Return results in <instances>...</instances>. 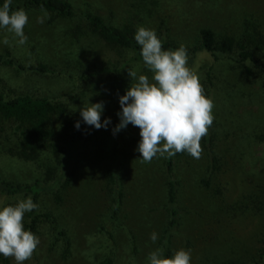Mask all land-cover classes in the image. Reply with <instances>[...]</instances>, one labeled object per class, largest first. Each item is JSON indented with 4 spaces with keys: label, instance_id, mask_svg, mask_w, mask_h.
Masks as SVG:
<instances>
[{
    "label": "rangeland",
    "instance_id": "rangeland-1",
    "mask_svg": "<svg viewBox=\"0 0 264 264\" xmlns=\"http://www.w3.org/2000/svg\"><path fill=\"white\" fill-rule=\"evenodd\" d=\"M81 12L93 13L123 31L143 26L160 39L194 47L199 31L208 28L217 39L245 41L255 61L238 63V52L217 58L199 52L188 65L198 76L204 94L214 103V122L203 137L199 159L184 154L173 158L177 222L169 229L166 161L157 156L143 162L136 150L139 128L119 124V97L130 85L128 69L152 73L142 63H126L128 51L107 47L86 27L80 15L44 23L45 11L29 9L24 32L27 42L0 29V54L9 52L23 65L45 64L52 74L19 72L0 65V92L7 98L28 94L45 97L64 108L62 120L86 128L78 162L67 186L56 158L44 150L25 161L2 150L17 139L16 124L0 123V182L41 180L50 190L37 200L36 214L47 215L35 233L40 243L25 264H148L149 253L169 247L189 250L191 264H261L264 237V0H67ZM15 3L16 0H13ZM7 38L9 44H4ZM87 80L97 68L114 69ZM103 102L101 123L86 125L83 103ZM49 178V179H48ZM52 178V179H51ZM51 179V180H50ZM50 180V182L48 181ZM120 192V195H118ZM27 195L6 197L15 204ZM28 213L24 225L29 230ZM157 234L155 243L151 234ZM8 264H15L9 258Z\"/></svg>",
    "mask_w": 264,
    "mask_h": 264
},
{
    "label": "clouds",
    "instance_id": "clouds-1",
    "mask_svg": "<svg viewBox=\"0 0 264 264\" xmlns=\"http://www.w3.org/2000/svg\"><path fill=\"white\" fill-rule=\"evenodd\" d=\"M13 0H4L0 6V29L13 34L19 45L27 42L24 29L28 15L24 9H12ZM47 17H37L44 23ZM134 39L140 46L144 66L152 73L151 79L128 69L131 78L124 95L119 97L121 111L115 132L129 124L138 127L140 140L137 151L143 162H151L159 156L171 157L177 153H187L195 159L202 155L201 141L208 134L214 122L213 101L204 94L198 76L188 66L186 48L181 45L175 50L164 49L162 41L154 29L143 26L137 28ZM4 44H9L5 38ZM83 122L96 129L107 128L111 123L107 118L101 123L103 102L83 103L79 109ZM75 127L80 128L77 122ZM38 208L29 196L15 204L0 202V256L11 258L15 264H25L31 260L40 240L24 225L25 213ZM155 243L157 234H151ZM148 264H191V253L183 248L166 256L163 248H156L147 257Z\"/></svg>",
    "mask_w": 264,
    "mask_h": 264
},
{
    "label": "trees",
    "instance_id": "trees-1",
    "mask_svg": "<svg viewBox=\"0 0 264 264\" xmlns=\"http://www.w3.org/2000/svg\"><path fill=\"white\" fill-rule=\"evenodd\" d=\"M4 0H0L2 6ZM12 9L22 8L25 11L29 9H40L50 13L54 18L62 20H71L80 15L88 30L97 36L107 47L128 51L131 58L126 63H143L140 55V46L134 39L132 31H123L118 27L106 22L100 16L93 13L81 12L74 8L67 0H16L12 2ZM162 41L164 49H173L179 47L171 41ZM188 65L199 52H207L217 58L218 54L229 55L239 50L237 63L245 68L248 74L251 69L245 65L247 61H255L250 49L246 47L245 41L236 42L232 38L217 39L212 30L203 28L199 31V43L194 47H186ZM124 63L120 69H114L113 72L108 68H97L88 70L82 75L87 80L91 77L107 74L120 73L126 66ZM0 65L13 67L19 72H30L39 74H52V70L45 64L23 65L9 52L0 54ZM65 113L64 108L56 105L45 97H36L28 94L18 95L7 98L0 92V123H14L17 131V139L12 146H2L6 153L16 156L25 161H35L42 151L49 150L56 158V164L60 171V178L64 179L63 186H67L73 175L78 162V150L81 142L85 138L86 128L80 124V128L75 127L76 121L62 120L60 116ZM187 153H177L168 157L166 161L167 174V206L170 215L169 229L174 227L177 222L176 189L175 183L171 179L173 158ZM49 179V178H48ZM52 179V178H51ZM50 179V180H51ZM50 180H48L50 182ZM50 190V185L41 180H35L27 183H13L7 181L0 182V194L6 197L27 195L37 203L39 196ZM120 195V192L119 194ZM42 218H48L47 215L36 214L35 209L28 213L30 231L34 232ZM166 256H171L168 246L164 249ZM261 264H264V237L259 250ZM9 258L0 256V264H8ZM100 264H112L110 258H106Z\"/></svg>",
    "mask_w": 264,
    "mask_h": 264
}]
</instances>
